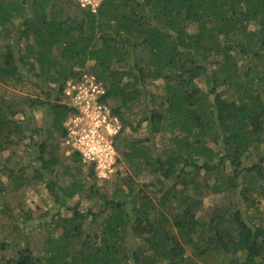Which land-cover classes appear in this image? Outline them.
<instances>
[{
  "label": "trees",
  "instance_id": "16d2710c",
  "mask_svg": "<svg viewBox=\"0 0 264 264\" xmlns=\"http://www.w3.org/2000/svg\"><path fill=\"white\" fill-rule=\"evenodd\" d=\"M88 68L121 124L103 188L75 173L54 179L72 115L63 89ZM142 127L143 137H122ZM19 145L30 177L1 162ZM68 158L80 172L79 154ZM2 172L0 201L42 182L57 208L48 221L4 202L0 264H264V216L254 214L264 201V0H102L94 11L0 0ZM208 193L226 208L206 211ZM75 196L84 210L68 206Z\"/></svg>",
  "mask_w": 264,
  "mask_h": 264
},
{
  "label": "built area",
  "instance_id": "2783aa9c",
  "mask_svg": "<svg viewBox=\"0 0 264 264\" xmlns=\"http://www.w3.org/2000/svg\"><path fill=\"white\" fill-rule=\"evenodd\" d=\"M77 1L94 11L102 0ZM105 93L103 82L88 68L78 78L66 82L62 100L72 110L63 125L64 154L78 153L82 164L93 167L95 175L103 181L116 171L119 153L114 139L121 129L120 121L100 100Z\"/></svg>",
  "mask_w": 264,
  "mask_h": 264
},
{
  "label": "rangeland",
  "instance_id": "374dc122",
  "mask_svg": "<svg viewBox=\"0 0 264 264\" xmlns=\"http://www.w3.org/2000/svg\"><path fill=\"white\" fill-rule=\"evenodd\" d=\"M200 84L202 86H205L203 81H200ZM10 92L12 93L21 92V93L33 94V92L27 91L26 89L18 90V91H16L15 89H12L10 90ZM35 116H36L37 123L40 124L41 123V113L37 112L35 113ZM145 134H146L145 129L142 127L138 131H135V132H132L129 129H127L125 131V134L122 137L124 138L143 137ZM156 142L158 145H162L164 142V138L157 137ZM61 144H62V138L59 139L58 149H57V154L60 160L62 161V164L60 167H58L60 169H58L56 177H54V179H56L58 183L61 185H67L69 184V182L71 181V177L74 176V173H75V175L76 174L79 175V177L84 179L88 184L95 182L98 186L103 188L104 183H105L104 181L102 180L98 181L97 179H94V177L92 178L91 176L90 177L87 176L88 174L87 166L81 164L82 166H81L80 172H74L75 170L73 167L74 165L70 163L68 156L64 154V150ZM11 151H15V152L11 154ZM9 154H11V156H9ZM7 156H9V161L5 159L7 158ZM30 157L32 156H29V151L27 150L25 151V148L22 145H19V146H14L13 149L6 150L5 152H3V155H1V162L6 163L7 166L9 165V168H15L21 171L24 170V172L22 173L30 177L31 175H33V169H34L32 166V162L29 161L31 159ZM67 167H71L69 172L66 169ZM118 169L120 172H124L125 166L123 162L118 164ZM17 173H20V172H17ZM7 174L8 172H2L0 174V180L2 182H5L7 180ZM109 192H111V188L109 189ZM21 194H23V196L20 199L18 197ZM54 198H55L54 194L48 188L47 184L41 182L35 185V187L31 189H28L26 187L21 188L19 193H17L16 195H13L11 198L1 199L0 209L3 207L4 202H8L10 205L11 204L15 205L17 201L19 204L17 203L16 204L18 205V207H21V209L24 212H27V213L30 212L34 216H39V214H44L46 215L45 219L50 221V216L55 213V208H57V203L54 202ZM78 202H79L80 209L84 210L87 207L86 201H84L83 199L81 200L79 196H75L73 199L67 200L68 206L70 207L75 206L76 204H78ZM226 206H227L226 201H224L222 197L212 195L211 193H208L204 199V208L206 211L207 210L212 211L213 209L215 210L223 209L224 210ZM257 207L259 208L261 214L254 212L255 217L258 218L259 216H264V201L261 200ZM60 213H61V216H69L70 212L66 210L65 208H61ZM6 218L7 216L4 218L0 216V223L5 222L4 219ZM37 223H38V220L32 221L30 223L32 225L29 224L30 228H28L26 231L29 233V230L33 228V226H35ZM48 230H49V226H44L43 229L36 228L32 232L34 236L38 239L39 237L42 236L43 233H45ZM52 231L53 230H51V232ZM55 232L59 233L56 230Z\"/></svg>",
  "mask_w": 264,
  "mask_h": 264
}]
</instances>
